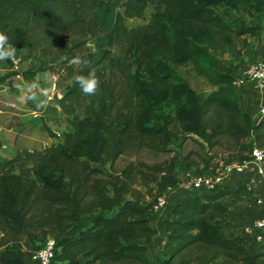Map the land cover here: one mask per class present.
<instances>
[{
  "label": "trees",
  "instance_id": "16d2710c",
  "mask_svg": "<svg viewBox=\"0 0 264 264\" xmlns=\"http://www.w3.org/2000/svg\"><path fill=\"white\" fill-rule=\"evenodd\" d=\"M150 2L0 0V30L9 43L41 52L37 66L8 70L0 82L44 69L71 78L59 99L71 127L63 140L0 159V264H28L34 248L21 234L55 236L56 264H155L148 253L157 233L148 218L155 197L147 199L149 188L138 183L164 189L177 184L180 168L216 166H192L189 152L151 164L131 161L117 172L106 163L143 148L169 152L170 143L181 146L191 135L209 149L221 146L223 163L249 158L248 137L264 148V117L253 121L240 105L232 67L214 61L215 53L239 52L248 45L245 34L262 27L242 17L231 22L217 5L248 6L264 19V0H161L148 23L127 26L126 18L142 16ZM114 45L129 59L126 66L113 55ZM77 56L91 61L80 74L104 61L118 70L108 76L95 70L101 91L89 100L74 80ZM184 63L214 88L197 91L178 70ZM77 107L83 116L73 118ZM19 160L32 165L16 171ZM239 202H255L244 179L175 201L165 219L162 264H264V230L255 252L242 236L222 231Z\"/></svg>",
  "mask_w": 264,
  "mask_h": 264
},
{
  "label": "crops",
  "instance_id": "0c3cea01",
  "mask_svg": "<svg viewBox=\"0 0 264 264\" xmlns=\"http://www.w3.org/2000/svg\"><path fill=\"white\" fill-rule=\"evenodd\" d=\"M248 45L241 51L230 56L227 64H230L233 75L238 80V96L241 107L249 112L253 121H257V112L261 105H264V84L260 85L257 81L244 75V68L252 61L264 59V32L258 29L253 34H245ZM15 62L0 61V74L11 69H26L37 65V53H29L27 49L16 47ZM38 79L40 88L46 90L43 94L37 91L33 98L27 86ZM69 81L66 78V81ZM10 82V84L8 83ZM68 84H63V79L50 69L38 71L32 78H25L17 73L11 75L6 81L0 82V159L5 160L15 156L24 150H42L47 144L62 141L64 132L71 129L66 119V114L59 101ZM21 89H24L22 92ZM25 93L29 96L25 97ZM43 102V103H42ZM46 124L53 135L42 127ZM250 137L247 138L249 141ZM32 163L26 160L16 162L15 170L19 167L31 166ZM251 172L233 175L234 182L238 179L252 177ZM253 198L257 194L263 193L264 186L261 183L256 185ZM189 194L181 187L173 188L169 194L171 205ZM171 205L159 211H149L148 218L151 226L157 230L156 235L148 244L150 259L155 264H162L165 256L163 251L165 219L170 216ZM264 213L263 201L258 203L239 202L233 205L229 213V220L222 225L225 234H240L243 224L251 221L257 215ZM21 240L32 247L41 244L40 239L29 238L28 234H21ZM250 251L255 252V245L251 242ZM254 250V251H253ZM25 260L28 264H37L27 255ZM54 261L53 264H56Z\"/></svg>",
  "mask_w": 264,
  "mask_h": 264
},
{
  "label": "rangeland",
  "instance_id": "374dc122",
  "mask_svg": "<svg viewBox=\"0 0 264 264\" xmlns=\"http://www.w3.org/2000/svg\"><path fill=\"white\" fill-rule=\"evenodd\" d=\"M160 2L161 0H153V2L148 3L146 8L144 9L142 16L127 17L125 20L126 25L131 27V26L148 23L151 19V14L155 9L154 8L155 4L160 3ZM119 9L122 10V7H119ZM216 12L231 22L237 20L240 17L245 18L246 21L251 24L259 22L262 24V27L259 29H262L264 32V19L262 16L257 15L256 11H254L253 8L240 5L236 9H232V8L225 6L223 3H219L216 7ZM87 46L91 50L94 49L92 46V42H88ZM27 52L31 54L37 53L38 58H40L41 56V52L38 50L27 49ZM112 52H113V55L120 60L123 66L127 65L129 59L124 55V53L122 52L119 46L114 45L112 47ZM230 56L231 55H229L228 53H223V54L215 53L214 61L216 63V66L221 67L224 64H227V62L230 60ZM37 64H38V59H37ZM114 69L115 71L113 72L118 73V70L116 69V67H114V65H111L109 61H104L95 67V70H100L105 76L110 75L111 70H114ZM178 70L184 77H186L189 80L190 84L197 91L207 93L214 88V86L208 83L207 80L203 76L198 75L194 72L190 63L180 64L178 67ZM54 72L63 79V84L64 85L68 84L67 87H69L71 83V78L67 77L64 71L57 70ZM66 78H68L69 81L68 80L66 81ZM86 97H87V100H89L90 98H93L94 96L86 95ZM70 116L73 118L83 116L82 108L77 107ZM169 147L172 148L169 152H155L152 149L143 148L139 151H131V152L123 153L113 162L112 166H110L109 163H106L105 168L106 170H108V172H117L122 167H124L128 162H131V161L134 163L142 161V162L151 164L154 162L162 161L163 159H166L173 154H175L178 158L180 156L185 155L187 152H189L188 161L192 163V166L203 168L206 163L207 168L210 169L214 166L220 165L227 156L226 151L221 146L218 145V146H214L209 149L205 144L201 143V138H199L197 135H191L189 138H187L182 143L181 146H178L177 143H170ZM138 186L141 187L143 190H145L147 187L149 188V190H147L148 191L147 199L153 198L156 195L161 194V193H166L169 196L172 190V189L171 190L168 189V187L164 189H159L157 188L156 184L152 182L146 186H143L138 183ZM170 205H171V200H169V197H168V201L162 209ZM89 219H90V215H85L83 217V222L87 223ZM33 248H36V247H33ZM56 260L57 259H55L54 261Z\"/></svg>",
  "mask_w": 264,
  "mask_h": 264
},
{
  "label": "built area",
  "instance_id": "2783aa9c",
  "mask_svg": "<svg viewBox=\"0 0 264 264\" xmlns=\"http://www.w3.org/2000/svg\"><path fill=\"white\" fill-rule=\"evenodd\" d=\"M244 75L257 81L260 85L264 84V59H258L250 62L244 68ZM236 85L239 83L234 78ZM29 95L25 93V97ZM264 117V105H261L257 112V121ZM251 172L253 175L250 178H245L248 188L253 192L256 190V185L261 183L264 186V148L251 136L249 139V158L242 162L221 163L213 170L207 172H197L192 169L180 168L179 179L176 185L168 186V189L176 187L184 188L189 194H203L218 190L224 185H232L234 180L233 175L244 174ZM263 193L257 194L255 200L258 203L263 201ZM168 201V195L161 193L155 196L152 202L150 211L161 210ZM264 230V213L257 215L251 221L245 223L241 227L242 236L248 248L251 247V242L255 245V251L260 249L262 243V232ZM57 250V241L55 236L47 235L41 241V244L33 249L31 258L37 264H53L55 253ZM253 250V251H254Z\"/></svg>",
  "mask_w": 264,
  "mask_h": 264
},
{
  "label": "clouds",
  "instance_id": "9594fccd",
  "mask_svg": "<svg viewBox=\"0 0 264 264\" xmlns=\"http://www.w3.org/2000/svg\"><path fill=\"white\" fill-rule=\"evenodd\" d=\"M16 52V47L9 43L8 35L3 30H0V61L10 60L15 62ZM71 63L76 69L74 80L79 85L82 93L87 96H95L98 94L101 91V81L95 70H90L87 75L80 74L85 68L91 67V61L87 58L77 56L72 59ZM27 88L33 98L36 96L37 91L42 94L46 91L40 88L39 80L35 78ZM21 91L23 92L24 89H21Z\"/></svg>",
  "mask_w": 264,
  "mask_h": 264
}]
</instances>
